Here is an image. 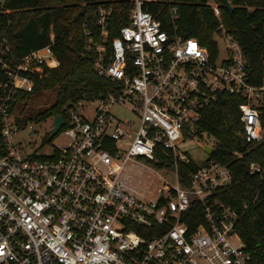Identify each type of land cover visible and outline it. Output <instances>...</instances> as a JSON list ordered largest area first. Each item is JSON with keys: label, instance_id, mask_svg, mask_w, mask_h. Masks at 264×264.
Here are the masks:
<instances>
[{"label": "built area", "instance_id": "obj_1", "mask_svg": "<svg viewBox=\"0 0 264 264\" xmlns=\"http://www.w3.org/2000/svg\"><path fill=\"white\" fill-rule=\"evenodd\" d=\"M151 1L132 0L129 20L114 36L112 7L100 5L95 25L85 24V48L112 85L67 102L55 134L70 139L47 148L51 140L30 149L16 139L24 113L22 102L13 103L59 64L54 34L20 56L6 39L0 45V264H246L252 258L236 229V209L213 198L232 182V168L209 152L186 179L179 166L192 159L188 146L203 139L196 121L219 93L246 99L239 106L245 137L262 141L264 80H249L247 56L222 20L212 55L176 25L163 28L147 7ZM207 1L220 16L219 3ZM130 164L153 168L155 186L152 180L133 185ZM249 169L262 173L264 159L250 161ZM194 198L204 205V220L190 227L184 216ZM138 225L161 232L148 238Z\"/></svg>", "mask_w": 264, "mask_h": 264}, {"label": "trees", "instance_id": "obj_2", "mask_svg": "<svg viewBox=\"0 0 264 264\" xmlns=\"http://www.w3.org/2000/svg\"><path fill=\"white\" fill-rule=\"evenodd\" d=\"M220 5V16L207 0H154L147 7L161 20L163 28L177 30L186 36H195L212 55L218 50L215 30L222 20L236 37L247 56L249 80L259 84L264 80V0H230L233 9ZM112 7L111 36L129 20L132 0H0V45L6 39L15 55L41 47L51 42L60 60L49 73L38 78L31 91L20 92L13 103H24L25 110L38 94L54 91V97L44 108L30 112L32 119H45L54 114H64L65 104L84 97H93L110 88L109 79L101 76L93 64V53L85 48V24L95 25L96 9ZM176 8L174 11L173 8ZM246 99L240 94L219 93L208 104L196 121L199 137H212L210 156L229 165L234 177L232 182L214 193L213 198L223 200L236 209V229L251 252L246 264H264V171L253 173L252 160L263 161L264 138L260 142L248 141L239 118L240 103ZM260 119L264 128V98L259 101ZM53 135L49 133L46 141ZM200 164L191 159L180 163L184 179ZM184 219L193 227L204 220V205L194 198ZM139 232L148 238L161 232L155 226L148 232ZM141 229V230H140ZM155 231L154 233L151 231Z\"/></svg>", "mask_w": 264, "mask_h": 264}, {"label": "rangeland", "instance_id": "obj_3", "mask_svg": "<svg viewBox=\"0 0 264 264\" xmlns=\"http://www.w3.org/2000/svg\"><path fill=\"white\" fill-rule=\"evenodd\" d=\"M54 91H49L47 93L38 94L32 98L28 104H25L26 108L24 111V116L21 118L22 121V129L16 135V139H22L23 144L25 146L32 148H39L43 144V141L48 137L50 131L53 127L54 117L50 116L45 119H32L28 116L31 114L30 112H36L38 109L44 108L47 106L54 97ZM21 108L24 106V103L20 104ZM116 111L119 114L126 115L127 109L116 108ZM33 131L35 133H33ZM70 138L63 132L57 133L52 136L51 141L45 145L44 148H47L52 145H57L58 143H62L68 141ZM214 139L212 137L206 136L205 138L199 140V142H194L188 146V154L192 159L197 161L199 164H203L208 157V151L206 150V145L208 143H213ZM144 162V161H143ZM126 171L131 176V183L133 185L144 184L150 180V187L155 186V181L157 179V174L155 170L151 167H145L141 164H130L128 165Z\"/></svg>", "mask_w": 264, "mask_h": 264}, {"label": "water", "instance_id": "obj_4", "mask_svg": "<svg viewBox=\"0 0 264 264\" xmlns=\"http://www.w3.org/2000/svg\"><path fill=\"white\" fill-rule=\"evenodd\" d=\"M223 5L229 9V10H232L233 9V6L230 2V0H223ZM63 122V117L61 114H56L55 118H54V127L53 129L51 130V134H55L58 129L60 128L61 124ZM206 150L210 153L212 150H213V146L212 145H207L206 146Z\"/></svg>", "mask_w": 264, "mask_h": 264}, {"label": "snow or ice", "instance_id": "obj_5", "mask_svg": "<svg viewBox=\"0 0 264 264\" xmlns=\"http://www.w3.org/2000/svg\"><path fill=\"white\" fill-rule=\"evenodd\" d=\"M193 47H195V46L193 45Z\"/></svg>", "mask_w": 264, "mask_h": 264}]
</instances>
